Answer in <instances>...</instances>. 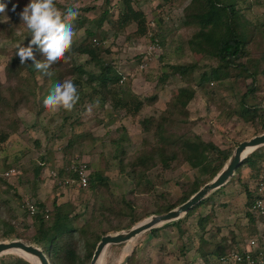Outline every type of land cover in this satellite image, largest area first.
Wrapping results in <instances>:
<instances>
[{
  "label": "rangeland",
  "instance_id": "obj_1",
  "mask_svg": "<svg viewBox=\"0 0 264 264\" xmlns=\"http://www.w3.org/2000/svg\"><path fill=\"white\" fill-rule=\"evenodd\" d=\"M124 1L57 0V4L62 7L75 4L79 10L85 9L74 21L78 33L76 42L85 39L86 29L94 30L96 35L91 42L100 48L99 57L112 65L113 74L120 76L118 86L130 88L144 102L156 97L152 105L145 102L139 114L131 117L112 111L108 105L104 109L78 106L68 113H63L62 108L52 111L44 106L45 88H39L33 95V81L23 82L22 87H18L19 82L7 67L11 60L19 59L16 45L27 46L31 40V34L20 18L30 0H0L6 5V10L0 13V91L2 97L8 99V106L0 103V136L8 134V138L0 142V177L10 169L16 171L14 176L5 179L9 187L0 186V202H7V208L1 207L0 212L4 220L15 227L16 236L4 237L0 225V242L19 240L35 245L31 243L34 227L26 214L25 202H42L49 212V217L45 218L48 221L54 217L50 212L55 203L62 214L77 216L76 228L87 223L93 212H99L95 214L98 221L90 225L92 231L107 232L111 226H119L120 231L127 230L132 220L124 202L132 204L131 214L140 222L156 215L153 213L158 204L178 202L195 177L207 178L182 163H172L169 169L156 166L145 174L139 169L132 173L128 163L136 152L149 150L162 139L193 141L196 136L220 149H235L239 143L264 134V0H235L236 8L251 23L253 31L248 57L240 62L252 59L261 71L255 91L247 99V106L255 105L257 113L248 120L240 117L238 112L241 97L251 79L244 78L236 68H230L225 79L222 75L217 79L210 76L211 70L218 66L210 55L212 45L205 38L193 41L200 28L195 23L186 25L184 21V9L191 0H130L131 6L145 16L149 26L144 36L134 33V24L118 28L117 20L124 9ZM105 11L108 15L102 26L95 28L93 21ZM152 34L156 35L153 40ZM36 58L42 59L38 50ZM86 60V56L74 55L71 62L96 72L92 65L85 64ZM178 65L191 67L186 77L172 75L171 66ZM69 67V61L61 65L58 74L63 77L59 83L68 79L65 72ZM203 74L207 79L201 82ZM36 82L34 87L37 88L43 83L39 77ZM186 86L195 91L187 113L176 112L168 118L158 132L159 138L153 137L155 124L149 134L143 133L140 121L149 117L159 121L172 97ZM15 90L20 96L16 93L10 98V91ZM65 117H68L67 121H64ZM117 142L121 144L119 147ZM42 158L47 159L46 167L38 175L36 169L42 164ZM122 158L124 172L120 171ZM68 160L85 161L89 171L102 172L108 178L107 186L95 191L53 187L55 180L51 178V172ZM259 166L260 172L253 171L259 170ZM254 169L243 167L223 190L218 189L210 195L213 204L196 210L180 230L163 228L154 237L146 232L129 243L110 246L101 264H121L126 256H129L127 264H190L193 260L199 261L195 248L201 237L208 242L204 246L207 251L214 248L211 242L218 244L221 240L223 248L235 244V249H239L247 244L249 240L243 241L249 234L264 233V223L252 224L246 216L245 189H251L255 183H264V161L257 163ZM222 204L225 207H220ZM38 213H41L39 208ZM207 215L210 220L205 226L206 231L199 232L198 220ZM20 259L37 264L33 258L18 252L0 256V264H22ZM207 264L219 263L212 258Z\"/></svg>",
  "mask_w": 264,
  "mask_h": 264
},
{
  "label": "trees",
  "instance_id": "obj_2",
  "mask_svg": "<svg viewBox=\"0 0 264 264\" xmlns=\"http://www.w3.org/2000/svg\"><path fill=\"white\" fill-rule=\"evenodd\" d=\"M56 6L61 10L65 8L59 4H56ZM80 11H85V9L79 10V12ZM107 15L108 11H105L97 21H93L95 28H100L102 26L101 24L106 19ZM184 21L186 25L195 23L200 28L194 35L193 41H196L198 38H205L212 45L210 55L218 63V66L210 72V76L213 79H217L220 75H222L223 79H225L230 68H236L240 74L244 75V78L251 79V83L247 86L245 94L241 97V109L238 112L240 117L244 120H248V117L257 113V107L255 105L247 106V99L252 96L255 91L256 79L259 73H261L259 70L260 67H258L252 59H247L246 63L240 62L242 59L248 57V47L253 36L251 23L246 21L240 11L236 8L235 0H191L188 6L184 9ZM131 24L135 25L136 29L134 33L138 36H144L149 31V26L146 23L145 16L131 6L130 0H125L124 9L118 16L117 25L119 29H124ZM85 35L86 37L82 42L77 43L75 41L71 51L66 53V57L55 63L49 69L52 73L51 76H45L43 73L35 70L34 66H32L31 60H28L26 64L22 65L20 63V59H13L9 62L7 71L13 74L14 79H17L19 82L17 86L20 88L22 87L21 83H30V81H33V95H35V92L39 88H41L40 90L45 88L46 92L43 95V98H45L52 92L55 85L58 84L63 77V75L58 74L61 65L66 61H69L70 67L66 70L65 74L69 75L68 79L73 80L80 94V99L74 109L78 106L85 105H89L93 109H104L108 105L112 111L117 113L123 112L125 116L131 117L139 114L144 107L145 102H147L148 105H152L156 100L155 96L150 97L144 102L136 94H134L130 88L118 86L121 79L120 76L113 74L112 65L107 64L99 57L100 48L91 42L96 35L94 30L86 29ZM155 37L156 35L154 34H152V36L150 35L152 40L155 39ZM74 55L86 56L87 60L85 64L92 65V67L97 71L89 72L83 65H75L74 61L71 62ZM262 57H264V55ZM171 69L172 75L186 77L191 67L178 65L171 66ZM37 77L41 78L43 81L42 85L38 86V88L37 86L34 87L37 83ZM206 79V75L203 74L201 76V82ZM18 92L10 91V98ZM194 94L195 91L192 87L186 86L180 88L177 95L172 97L166 112H164L159 121H156L152 117L144 118L140 121L142 132L149 134L151 126L155 124L156 128L153 131V137L159 138L158 132L168 118L172 117V115L176 112L182 113L183 115L187 113V106L195 97ZM97 101H99L98 105L96 104ZM0 103L4 106H8V99L6 97H2L1 91ZM62 111L63 113H68V111L64 109H62ZM67 119L68 117H65L64 121H67ZM62 127L63 125L60 126V130H62ZM7 138L8 134L0 136V142L6 140ZM120 145L121 144L117 142V146L119 147ZM68 146H70L69 143ZM263 149L264 147L259 148L249 154L237 168L235 174H238L243 167L251 168L253 170L257 163L260 164L264 161ZM233 150L234 148L220 149L214 143L204 142L197 136L193 141L186 140L184 138H179L177 140L162 139L159 145H155L153 147L151 146L149 150H140L136 152L129 158L128 167L131 168L132 173L139 169L141 174H145L156 166H161L163 169H169L172 163H182L187 164L192 170L199 172L200 175H207V178L203 180L195 177L194 180L188 184V188L178 202H174L172 204H158V209L153 214H164L185 203L201 187L210 182L221 171L231 156ZM124 153V151H121V155H124ZM41 160L42 164L37 166L36 169V173L38 175H40L42 170L46 167L45 165L47 159L42 158ZM123 162L124 158L120 160L121 172H124L123 167L125 165ZM71 164L72 161L68 160L56 169H52H55L58 175L62 176L65 173H69V166ZM258 168L259 170L255 168L256 170L254 169L253 171L260 172V166ZM257 176L258 174L256 177ZM5 179L8 178L0 177V186L9 187ZM107 182L108 178L105 177L102 172L90 171L88 188L85 190L95 191L98 187H106ZM141 182V177H139L138 183L140 184ZM138 183L137 185H139ZM255 184L256 185H254L251 189H245L247 206L246 216L252 224L257 223V221L264 223V218L258 217L251 212L252 205L257 198V183ZM54 185L55 186L53 187L55 188H62V186L57 182H55ZM224 187L225 186L220 188L218 191L223 190ZM68 188L75 189L74 187ZM15 196L17 198L16 194ZM17 199L20 200V198ZM124 204L130 210V219L132 220L131 224L128 226L130 228L135 225L139 219L135 218V216L131 214L133 212L132 204L129 202H124ZM212 204L213 198L212 196H209L190 209L182 218L155 228L149 231L148 234L154 237L161 229L168 227L180 230L181 226L196 210L204 206H211ZM35 205L39 208V210H41L40 214L37 212L35 215L30 216L26 211V214L31 219L34 227V234L31 238V243L43 250L49 264H89L100 238L110 231L121 230L119 226H111L107 232L104 231L98 233L92 231L90 225L98 221V219L95 218V214L99 212H93L87 223L79 228H76L74 226V222L77 219V216L62 214L55 203L53 204V209L50 212L54 213V217L51 221H48L45 219L46 209L44 204L42 202H38ZM6 206L7 202H0V209L1 207L7 208ZM220 207H225V204H222ZM120 213L124 215L123 212ZM47 214L49 215V212H47ZM209 220L208 215L202 216L198 220L197 225L199 232L202 231L205 233V226ZM0 225L3 230L4 237L12 238L13 236H16L14 230L15 227L4 220L1 212ZM263 235V232L259 233L258 231H255L245 237L243 242L250 239H256L258 244L261 247H264ZM199 242V246L195 248V252L199 254V261L193 260L190 264H196L197 262L207 264L212 258H214L219 264H235L232 262H221L222 257L226 256L229 252L235 249V244L227 246L228 248H223L221 246L223 240H221L218 244L213 241L211 242V245L213 244L214 248L211 251H207L204 249V246L208 245V242L202 239V237ZM19 262L22 264H29L21 259Z\"/></svg>",
  "mask_w": 264,
  "mask_h": 264
},
{
  "label": "clouds",
  "instance_id": "obj_3",
  "mask_svg": "<svg viewBox=\"0 0 264 264\" xmlns=\"http://www.w3.org/2000/svg\"><path fill=\"white\" fill-rule=\"evenodd\" d=\"M56 4L57 0H30L20 13L21 21L31 34V40L27 46L17 44L16 55L22 65L31 60L35 70L45 76L52 75L49 69L66 57L78 37L74 29V21L79 16L78 6L67 5L61 10ZM5 10L6 5L0 3V13ZM37 50L42 59L36 58ZM79 99L80 94L73 80L65 79L55 85L44 100V106L52 111L62 108L71 112Z\"/></svg>",
  "mask_w": 264,
  "mask_h": 264
},
{
  "label": "water",
  "instance_id": "obj_4",
  "mask_svg": "<svg viewBox=\"0 0 264 264\" xmlns=\"http://www.w3.org/2000/svg\"><path fill=\"white\" fill-rule=\"evenodd\" d=\"M261 147H264V134L239 143L221 171L210 182L201 187L185 203L167 213L151 215L127 230L102 236L96 245L89 264H99L100 259H103L107 248L110 246L129 243L146 232L182 218L194 206L208 198L216 190L225 186L235 176L237 168L245 158ZM249 150L251 151L248 153ZM12 251H21L35 259L38 264H49L43 250L36 245L25 244L19 240L0 242V256L11 254ZM128 259L129 256H126L121 264H127Z\"/></svg>",
  "mask_w": 264,
  "mask_h": 264
},
{
  "label": "built area",
  "instance_id": "obj_5",
  "mask_svg": "<svg viewBox=\"0 0 264 264\" xmlns=\"http://www.w3.org/2000/svg\"><path fill=\"white\" fill-rule=\"evenodd\" d=\"M16 173L15 169H10L4 173V177H12ZM72 174V175H71ZM90 171L85 161L75 162L69 166V173L59 176L57 171H52L50 176L62 187H74L77 190L88 188ZM26 211L30 216L38 212V207L34 202H25ZM45 218H48V214ZM251 212L258 217L264 218V183L257 184V198L254 201ZM264 237V235H263ZM264 244V242H263ZM222 263L232 262L235 264H264V247H261L256 239H251L247 244L239 246L221 258Z\"/></svg>",
  "mask_w": 264,
  "mask_h": 264
},
{
  "label": "bare ground",
  "instance_id": "obj_6",
  "mask_svg": "<svg viewBox=\"0 0 264 264\" xmlns=\"http://www.w3.org/2000/svg\"><path fill=\"white\" fill-rule=\"evenodd\" d=\"M250 151H251V150H249L248 153H249ZM248 153H247V154H248ZM16 252L24 254V253L21 252V251H12V253H16ZM25 255H26V254H25ZM27 256H28V255H27ZM28 257H30V256H28ZM34 260H35V259H34ZM101 261H102V258L100 259L99 264H101ZM35 263H37L36 260H35ZM37 264H38V263H37Z\"/></svg>",
  "mask_w": 264,
  "mask_h": 264
}]
</instances>
